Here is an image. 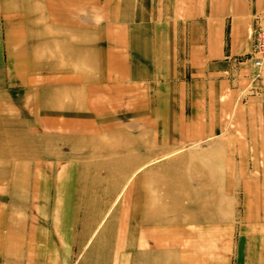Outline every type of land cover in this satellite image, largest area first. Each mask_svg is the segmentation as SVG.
I'll use <instances>...</instances> for the list:
<instances>
[{
    "label": "rangeland",
    "instance_id": "obj_1",
    "mask_svg": "<svg viewBox=\"0 0 264 264\" xmlns=\"http://www.w3.org/2000/svg\"><path fill=\"white\" fill-rule=\"evenodd\" d=\"M163 8L162 0H0V264H148V256L159 246L156 237L147 233L145 241L140 233L141 228L152 225L147 209L161 217L157 226L177 228L171 241L161 247L171 253L163 264H264V116L252 117L247 109L251 100L259 98L253 79L263 66L254 65L251 52L225 57L234 63L248 62L251 67L250 83L239 92L233 110L219 117L216 130L203 133L197 141L181 138L177 148L156 149L155 144L137 136L144 130L128 103L136 92L98 90L97 78L105 72L106 81L100 83H117L108 78L114 76L113 65L110 70L98 67L101 46L125 50L112 46L119 29L145 12L149 19L153 14L155 24L173 20L172 14L161 16ZM55 18L62 20L58 26L51 21ZM181 19L178 22L183 23V15ZM262 26L264 13L254 16L251 34ZM19 29L26 32L25 37ZM50 30L52 36L46 35ZM55 32L68 35L60 37ZM65 41L72 44L66 59ZM19 57L27 65L22 75L15 67ZM33 78L35 84L28 81ZM178 89L174 91L177 125L191 128L196 120L190 86H186L184 101L178 99ZM145 94L136 103L146 99ZM239 105L246 108L243 116L238 115ZM156 108L164 112L160 105ZM151 117L142 120L149 124ZM90 122L111 128L85 134L93 139L88 148L73 147L71 138L76 137L78 144L80 129ZM136 123L138 127L131 125ZM141 160L148 162L139 164ZM132 161L138 164L130 167ZM64 172L73 173L74 178L77 174L72 180L76 184L74 225L101 209L98 220H86L90 233L84 246L54 243L52 223L62 215L57 212L62 200L57 197L61 193L57 187L66 183L60 180ZM147 173L155 183L162 181L165 191L146 193L147 182L140 177ZM124 176L121 184L114 183ZM185 176L190 180L180 181L171 192L169 183ZM85 184L89 192L82 194L79 188ZM137 185L143 194L140 215L128 226L135 233L137 228L140 236L133 234L131 240L117 242L116 235H124L117 222L125 210L130 211L126 198ZM151 195L154 203L149 201ZM171 195L182 196L178 205L169 204ZM84 200L90 201L88 213L86 207H79ZM63 216L69 219L67 214ZM72 230L78 232L76 226ZM39 235L45 239L40 240ZM116 243L120 247L117 255ZM51 244L56 249L54 256ZM161 254L154 255L158 259L154 264H162Z\"/></svg>",
    "mask_w": 264,
    "mask_h": 264
},
{
    "label": "crops",
    "instance_id": "obj_2",
    "mask_svg": "<svg viewBox=\"0 0 264 264\" xmlns=\"http://www.w3.org/2000/svg\"><path fill=\"white\" fill-rule=\"evenodd\" d=\"M162 1L164 8L161 11V16H164L163 13L172 14L173 20L162 24H155L153 22V14L150 19L147 12H145V16L142 14L139 16L138 14L139 17H136L137 19L133 18L132 22L126 25V28L119 29L118 36L112 42V46L125 48V50L119 49L118 51H112L101 46L102 43L99 45L101 49L99 51L98 67H105L108 70L113 67L114 76L111 75L108 78H113L114 82L117 83L107 86L100 83L106 81V72L100 78H97L99 81V87L97 86L99 92L102 90H112L115 93H126L128 90L131 93L136 92L134 97L128 99V103L130 106L133 105L131 107L132 111L136 113L135 116L138 117L139 123L142 125L140 129L144 130L139 131L137 136L144 142L149 141L155 144L156 149H163L168 146V148H177L181 138L184 141H197L203 133L216 130L220 119L219 117H224L228 114V110H233V102H236L239 92L244 90L250 83L249 75L251 67L248 62L234 63V61L226 60L225 57L228 55L236 58L251 52V25L253 24V18L258 14L264 13V0ZM182 15L183 23L178 22L182 20ZM156 17L159 18L157 15ZM56 18L51 19V21H55L53 23L54 26L60 24L58 21L62 22V20ZM187 19L188 24H186ZM138 22H141V24H138ZM52 30H50L49 34L46 33V35L52 36L54 33ZM55 33L57 34L56 36L60 37H67L68 35L67 33ZM23 34L25 37L26 32L23 31L21 35ZM104 37L103 41L105 40ZM155 37H157L156 42ZM98 41L101 42L102 37L101 39L99 37ZM64 44L66 45V59L68 57L67 52H69L68 50H70L69 48H71L72 44L68 41H65ZM61 46L63 47L62 44ZM125 53L129 54V58H126L128 56L124 55ZM106 56L108 57V64L110 66L106 64ZM19 59L20 57L17 59L18 61H16L17 64L15 67L18 68V74L22 75L26 73L27 65L25 66L24 63H21ZM111 65L113 66L111 67ZM262 66L263 69L260 75L256 79H253L254 85L260 91L259 98L256 101L251 100L249 104L251 105L255 102V105H249L247 108L249 115L252 117L256 115L260 116L261 114L264 116V63ZM33 68L36 69V67ZM28 81L35 84L37 80L33 78ZM187 85L190 86L191 91L192 116L196 120L190 125L193 128H181L177 125V114L174 107V100L176 99L174 91L176 88H179L178 99L184 101L187 96ZM106 87L108 88L106 89ZM142 91L147 93L145 94L147 96L146 99L142 100V102L146 101V104H142V102L136 103L138 97L143 96ZM51 92L55 93L56 96L61 95V93L52 89ZM118 103L119 105L121 104L120 102ZM158 105L161 106L164 112L158 111L156 108ZM144 106L148 108L144 109ZM239 106V114H237L243 116L246 114V108ZM159 115L164 116L165 120L159 117ZM144 116H152L150 119L152 123H145L142 120ZM206 118H210V120L207 121ZM161 123L163 124L160 127ZM131 125L138 127L137 123ZM108 128H111V126L102 125V123L96 126L92 125L91 122L90 124L86 123L83 129L76 128L80 129L81 133L79 134L82 136L79 135L80 140L78 144L75 143V140L78 142L76 137L71 138L73 139V147L75 144V148H80L79 150L88 148V142L93 139L92 137L90 138L84 135L93 134L94 132L97 133ZM136 162L132 161L130 164H136ZM147 162V160H141L139 164H145ZM70 173L64 172L60 175V180H65L66 183L64 185L61 184V188L57 187V190L61 191V193L65 191V193L57 194V197H62L57 208L58 214L60 213L62 215H60V221L56 219L52 223L53 233H56L54 243L57 246L59 244H77L84 246L90 233L89 224L86 223V218L88 217L84 219L81 217V222L83 223L79 224L77 222L74 225V215L72 214L75 213L73 197H75L76 184L74 181L77 174L74 178L73 173ZM57 180L59 179L57 178ZM69 180L71 182L72 180L74 181L68 183ZM116 180L118 178L114 182ZM185 180H190V177H176L173 183L177 185L175 189L180 186V181ZM117 182L120 183L119 181ZM79 189H81L82 194L89 192L88 185L86 186V184ZM172 190L174 188L171 189V192ZM181 195L173 196H177L180 202ZM89 204V200H84L79 207H86L85 212L88 213ZM79 210V213H81L82 209L79 208ZM181 211V213L186 212L184 208ZM63 214L68 215L69 219L67 221L64 219L65 216ZM1 224L2 222H0V226ZM74 226L78 229L76 233L74 230L71 231ZM58 233L61 236H58ZM37 238L42 241L45 239L42 235L37 236ZM52 244L50 253L54 256L56 249L54 246L52 247ZM35 251L41 252L38 248ZM169 252V248L167 250L163 249L160 256L162 264L171 255ZM153 254L150 257L147 255L149 258L148 264L150 262L154 264L158 260Z\"/></svg>",
    "mask_w": 264,
    "mask_h": 264
},
{
    "label": "bare ground",
    "instance_id": "obj_3",
    "mask_svg": "<svg viewBox=\"0 0 264 264\" xmlns=\"http://www.w3.org/2000/svg\"><path fill=\"white\" fill-rule=\"evenodd\" d=\"M252 45H253V42H252ZM251 51H252V48H251ZM251 54V53H250ZM263 63H264V61L260 64V66L258 67V66H256V67H258V68H260L262 65H263ZM133 165V164H132ZM128 167H129V165H128ZM130 167H131V164H130ZM129 167V168H130ZM130 170V169H129ZM121 172V171H120ZM129 172V171H128ZM123 173V174H126V176H127V174H129V173ZM122 173V172H121ZM131 173V172H130ZM145 173V172H144ZM130 175V174H129ZM119 176H120V174H119ZM148 177H150V178H148ZM127 178H129V177H127ZM141 179H143L144 181L146 180V182H147V190H145V192L146 193H150L151 194V192H153V191H155L156 189H159L160 191H162V190H164L165 189V187H164V185H162L161 183H162V181H160L159 179L157 180V183H155V179H153V177H151V175L150 174H148L147 173V175L145 174V176H144V174H143V176L142 177H140ZM148 178V179H147ZM125 180V176L124 177H118V180H116V182L117 181H119V182H121V181H124ZM143 180H142V182H143ZM103 181L104 180H102V183H103ZM128 181H129V179H128ZM141 182V183H142ZM115 183V182H114ZM122 183V182H121ZM121 183H119V184H121ZM144 183V182H143ZM174 182H171V183H169V188H170V190L171 189H175V187L177 186V185H174L173 184ZM114 186V185H113ZM115 189H117V188H115ZM101 190H103L102 188H101ZM113 191V190H112ZM141 191L142 190H140V188H139V186L137 185V186H133L132 188H131V190H129V193H128V195H127V198H126V200H130L129 202H130V205H129V209H130V211H127V210H125L126 211V213H125V215L123 216V219L120 221V222H117V224H119L120 225V227H121V232L122 233H124V235L122 234V236L118 233L117 235H116V238H117V242L118 241H122L123 239H129V240H131L132 239V236H133V234H135V236H138L139 234H138V230H137V228H135L136 230V233L134 232V227H132V226H128V224L129 225H132L133 223H134V221L138 218V216L140 215V212L137 214V212H138V209H139V207H138V205H139V203H142V200H141V197H142V193H141ZM144 191V190H143ZM103 193V192H102ZM112 193V192H111ZM144 193V192H143ZM147 195L148 194H146V198H147ZM145 196V195H144ZM160 197V196H159ZM126 200H125V202H126ZM151 203H154V198H153V196L151 195V198H150V200H149ZM156 201V200H155ZM162 202H163V200H162ZM107 203V202H106ZM109 203V202H108ZM156 203V202H155ZM170 203H175L176 205H178V203H179V198L177 197V196H169V204ZM163 205V204H162ZM103 206V205H102ZM123 207V209L125 208V206H122ZM121 207V208H122ZM120 208V209H121ZM145 208V207H144ZM103 210V209H102ZM146 211V210H145ZM147 213H148V215H149V222H151L152 223V225H150V226H147V228L146 229H144L143 230V228H141L140 229V233H141V235L143 234V237H144V240L145 241H147L146 240V234L147 233H149V234H151V236L152 237H156L157 239H155V241H157L155 244H157L156 246H159V250H157V252L156 251H154V252H152V253H154L153 255H155V254H157V253H162V249H161V247H163V245H166V244H168V242H170L171 241V239L169 240V238H170V236H171V234L173 233V229H177V228H170V227H168V228H166V227H162V226H157L156 225V223H158V222H161V217L158 215V214H156V213H154L153 211H151V210H149V209H147V211H146ZM153 212V213H152ZM161 212V211H160ZM187 212V211H186ZM185 212V213H186ZM90 213H92V215L90 216V217H88V221H90V222H94V220L96 221V220H98L97 219V217H98V215H100V213H101V209L100 210H98V211H92V212H90ZM159 213V212H158ZM175 213V212H174ZM176 213H178V212H176ZM160 214V213H159ZM182 214H184V212L182 213ZM136 216V217H135ZM157 216H159V218H157ZM96 217V218H95ZM86 220H87V218H86ZM116 220V219H115ZM120 223H122V225L120 224ZM94 224V223H93ZM126 225V226H125ZM142 226V225H141ZM108 228V227H107ZM106 228V229H107ZM131 228V229H130ZM110 230V229H109ZM144 231V233H142L141 231ZM148 230H150L149 232H148ZM187 230V229H186ZM111 231V230H110ZM176 231V230H175ZM187 232V231H186ZM88 233V232H87ZM129 233V234H128ZM140 236V235H139ZM106 237V236H105ZM102 239H104V238H102ZM106 239V238H105ZM136 239V238H135ZM138 240V239H137ZM168 240V242L167 243H165V241H167ZM153 242H154V239H153ZM135 245V244H134ZM81 246V245H80ZM114 249V248H113ZM120 247L119 246H117V243H116V248H115V250H114V253H115V255H117L116 254V252H120ZM132 251V250H131ZM119 254V253H118ZM164 260V259H163ZM83 264H89V262L87 261V262H85V263H83ZM102 264H104V262H102Z\"/></svg>",
    "mask_w": 264,
    "mask_h": 264
},
{
    "label": "built area",
    "instance_id": "obj_4",
    "mask_svg": "<svg viewBox=\"0 0 264 264\" xmlns=\"http://www.w3.org/2000/svg\"><path fill=\"white\" fill-rule=\"evenodd\" d=\"M252 51L254 65L260 66L264 60V26L255 29L252 34Z\"/></svg>",
    "mask_w": 264,
    "mask_h": 264
}]
</instances>
